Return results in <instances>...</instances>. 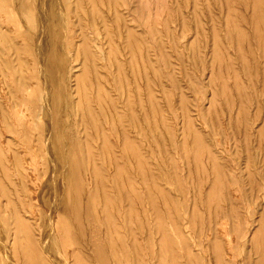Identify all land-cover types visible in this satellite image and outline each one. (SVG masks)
<instances>
[{
	"label": "rangeland",
	"instance_id": "374dc122",
	"mask_svg": "<svg viewBox=\"0 0 264 264\" xmlns=\"http://www.w3.org/2000/svg\"><path fill=\"white\" fill-rule=\"evenodd\" d=\"M65 1L76 33L60 24L50 53L57 126L40 114L2 129L0 264H52L40 247L54 217L59 264H264V0ZM47 135L60 163L41 142V203L29 176L16 187L4 151Z\"/></svg>",
	"mask_w": 264,
	"mask_h": 264
},
{
	"label": "bare ground",
	"instance_id": "6f19581e",
	"mask_svg": "<svg viewBox=\"0 0 264 264\" xmlns=\"http://www.w3.org/2000/svg\"><path fill=\"white\" fill-rule=\"evenodd\" d=\"M95 1L97 0H87V3L91 4L92 2H95ZM97 2H100V1H97ZM71 16H72V13L68 11L65 0L64 1H61V0H0V37H2V39L5 42L4 48L2 49L0 48V142H2L1 144L4 147L5 145L8 146L9 139L7 135L2 131V129L5 128L7 130L8 127H12L15 130H20V131L24 130V128L28 130L32 129L36 125L35 117H37L40 114H43V117L45 119V123L42 126V128L46 130H53V129L55 130V127L57 126V122L55 119L54 111L56 110L58 102L62 104L63 99L61 97L64 94L60 96L61 94V92H59L60 89L59 90L56 89L58 78L60 77V74L62 73V69L60 68L59 64H56L57 63L56 60L50 57V53L56 52L58 48V39H57L58 35L57 34L59 31L60 24H63L65 26L68 33H71V34L76 33V31L73 29V24L70 22ZM102 16L103 14H100V13L95 14V18L93 17V20H95L96 18H100ZM82 19L84 20V18ZM102 22L104 21L102 20ZM8 24H11L12 26H14L13 31H11V28L8 27ZM92 28L94 32H98L99 34L102 33L101 31H103L102 30L103 27L102 28L98 27L96 23L94 27ZM80 29L82 30V26H80ZM64 36H65V32H64ZM64 38L65 37H63V39ZM16 40L20 42L18 43ZM25 52H28L29 54V56H27L26 59L22 57V53H25ZM1 55H7V58L4 59L2 58ZM39 65L41 68L39 67ZM38 67H39L40 76L37 74ZM67 78H68V75H67ZM64 81H67V80L65 79ZM37 82H39L40 84L38 92L36 91ZM17 85L19 88L16 87ZM6 104L11 106V108L8 109L9 111L4 109V105ZM66 104L65 105L63 104V105L66 107ZM13 116L16 119H14L15 121L14 126H11V124H9L10 121H7V120H9V118L12 119ZM48 135L43 138H40L38 140L39 146L33 145L32 151H29V149L25 147L22 149L21 152L13 150L11 147H7L8 148L6 149L7 151H4V153L7 156L6 158L8 160V165L7 167L5 165L3 166L6 167L9 172H11V177L16 187L17 188L25 187L27 176H29L28 179L32 183H29L28 188L30 191H32V194L34 195V197H40L41 203H44L45 201H47V199L44 198V196H39V193L34 187V184L38 183L37 181L39 179L40 172L38 174V171L33 169L34 168L33 159L41 160L42 158V154L39 153V151L41 150L40 149L41 142L42 144H45V149L48 152L47 154H49L51 157L49 158L53 162L56 163V166L58 163L57 160L54 161L53 159V152H52V147H51V137H49ZM17 140H18V137H17ZM20 158H22L23 161H25L24 162L25 164H20L19 162ZM52 168H54V166H52ZM25 173H27V175ZM52 178L53 176L50 179H48V181L45 183L46 188L50 186V181ZM76 179L77 178L74 177L73 181H75ZM74 185H75L76 195L78 194L77 196H79L78 197L79 199L82 198L81 192H80L81 191L80 183L78 181H75ZM20 192L22 193V191ZM5 195H6V191L4 189H0V206L2 204V198ZM35 201L36 199L33 200V202L28 204L27 212L33 217L32 220L34 219L35 222L36 221L39 222V220H41V211L39 210L38 208L39 206H37ZM5 205L7 206V204ZM55 206H56L55 201L54 199H52L51 202L48 204V207L54 208ZM3 208H5V206ZM0 215H1V212H0ZM0 220H1V216H0ZM49 223H50L49 231L45 234V237L41 242L40 248H41V252L47 256V259L49 257V260L53 261L52 264L54 263L59 264L54 259L55 255L53 253L50 240L52 238L51 234L57 233L60 230V226H58L56 222V217L51 218ZM83 225L84 224H82V228H85L83 227ZM77 228L79 229L78 226ZM3 246H2V250L4 254L6 256L7 255L9 256L7 252L8 247L6 248ZM62 250L63 249L60 247V251ZM103 264H106L105 260L103 261Z\"/></svg>",
	"mask_w": 264,
	"mask_h": 264
}]
</instances>
